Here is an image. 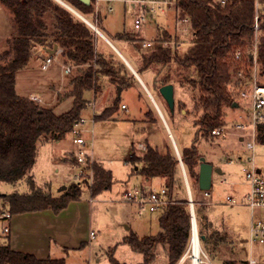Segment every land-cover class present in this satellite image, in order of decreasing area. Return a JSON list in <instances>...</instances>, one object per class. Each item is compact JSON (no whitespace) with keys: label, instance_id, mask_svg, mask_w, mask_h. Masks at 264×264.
<instances>
[{"label":"trees","instance_id":"1","mask_svg":"<svg viewBox=\"0 0 264 264\" xmlns=\"http://www.w3.org/2000/svg\"><path fill=\"white\" fill-rule=\"evenodd\" d=\"M1 1L12 13L13 31L6 39L8 47L0 51V60H5L0 63V181L16 184L28 178L30 187L29 191L0 193L1 205L12 214L47 209L58 213L71 200L81 197V183L88 184L89 179L71 183L59 195L38 186L31 175L37 143L42 138L59 140L71 133L81 122L83 111L90 103L86 93L92 92L98 99L108 85H113L109 103L94 115V119H116L121 98L118 86L124 89L139 80L118 52L90 24L58 0ZM63 1L96 24L110 39L127 45L125 54L140 74L147 70L153 72L151 90L169 121L173 120L174 112L161 94L160 87L180 83L196 91L194 108L201 112L194 119L198 130L193 144L179 148L187 177L191 180L198 232L200 236L205 235L200 239L206 253L220 264H249L247 257H220L221 245L231 241L228 234L213 226L204 212L206 205L195 197L197 182L199 188L196 166L205 157L196 141L200 136H210L213 129L225 123V107L236 108L233 106L235 102L240 105L238 92L230 88V83L234 74L250 63L249 55L256 37L257 59L264 75V0H226L225 3L220 0H176L177 8L191 18L193 29L190 44L183 50L176 41L173 42L172 33L165 26H158L155 38L165 44L146 49L139 45L143 38L138 33L122 30L113 36L107 34L97 23L95 0L90 4L81 0ZM257 16L258 32L254 27ZM56 44L63 49L59 54L63 62L78 70L70 80L68 92L59 96L72 97L71 107L61 113H57L53 106L18 94L16 90L17 72L28 65L33 48L41 46L48 51ZM239 49L245 52L240 60L235 57ZM236 86L241 87L239 84ZM149 113L147 110L145 116ZM257 141L264 145V124L258 126ZM126 161L131 166L129 175H140L148 181L155 177L164 178L169 201L160 210L161 229L158 233L140 236L131 231L123 242L143 254L144 259L138 264H151L159 247L164 249L165 264H177L191 242L192 211L174 144L168 140L160 149L146 139L145 152L140 155L132 152ZM84 167L93 171V195L111 188L114 182L111 169L95 160H88ZM0 260L2 264H65L64 258H40L33 253L13 249L9 243L0 248ZM109 264L121 263L111 257Z\"/></svg>","mask_w":264,"mask_h":264},{"label":"rangeland","instance_id":"2","mask_svg":"<svg viewBox=\"0 0 264 264\" xmlns=\"http://www.w3.org/2000/svg\"><path fill=\"white\" fill-rule=\"evenodd\" d=\"M104 3H107L106 6L108 3L111 4L113 10L107 11L103 7V10L97 13L95 9V17L98 25L107 34L122 30L138 33L141 38L151 40L153 42L151 48H154L165 44V42L155 40L158 26H165L172 33L173 42L178 41L180 50L186 49L190 44L193 37L192 26L188 33H176L178 12L176 4L166 8L164 12L152 13L146 10V20L142 28L137 30L134 27V20L143 13L138 2L134 4L132 0H112ZM11 17V11L0 0V51L8 47L6 39L13 31ZM118 45L123 46V43L119 42ZM122 48L127 54V45ZM40 52L42 56L38 55ZM45 55L43 47L33 48V56L28 65L17 72L16 90L20 95H39L42 99L38 101L40 104L53 106L57 113H61L71 107L72 97L59 98V96H65L68 92L70 80L78 73V70L76 68L66 73L60 65L64 77L63 81H60V66L59 70L54 67L56 64L50 69L41 67ZM4 61L0 60V63ZM258 72V82L264 84V75ZM151 74L149 70L145 72V79H148ZM52 80L59 81L60 85H49ZM148 87L151 90L149 85ZM104 94L95 99L92 92L86 93V98L90 100V103L83 111L85 122L80 126L84 129L82 134L87 141L86 150L94 152L98 158L94 160L113 171L114 182L111 188L95 195L92 194L93 171L86 169L84 167L86 164H80L75 158L73 159L80 148V145L74 142L73 132L67 133L59 140L42 138L37 143L36 161L31 171L38 186L59 195L65 190H61L64 185L68 187L73 182H84L86 178L81 180L75 178V174L82 169L90 175L89 183H81L83 188L81 197L71 200L58 213L47 209L46 211L13 214L11 233L6 238H0V244L9 243L13 249L33 253L42 258H64L65 264H109L111 257L116 258L121 264H138L143 261V254L134 251L123 242V239L131 231L137 232L140 236L158 233L161 229L160 210L151 212L144 209L142 213H139L137 205L126 199L124 192L141 187L143 184L148 188L160 190L165 185V179L155 177L148 181L140 175H129L131 166L126 158L132 152L143 154L146 149V139L152 146H158L160 149L168 140L172 142V139L156 106L141 83L124 88L116 119L95 121L94 114L101 111L99 104L102 103ZM196 94V91L187 85L175 84L176 105L173 120H168L160 106L178 147L194 143L198 130L194 119L201 114L194 108V95ZM153 95L155 97L154 93ZM238 100L240 101L239 98ZM123 103L128 106V110L123 107ZM182 103L185 106H180ZM245 107L244 101H240V105L236 108L225 107V123L219 127L227 129L226 137H214L211 133L208 137L200 136L196 141V145L206 160L213 161L215 166L220 165L224 176L229 180L227 184L220 183L222 176L214 172L211 198H206L203 192L199 191L198 182L194 188L195 197L201 204L206 205L204 212L212 220L213 226L228 234L230 238V243L222 244L220 247L222 259L225 257L249 258L251 253L248 242L251 210L242 201L237 204L227 201V194L239 198V194L230 189L232 186L241 191L247 188L242 166L238 163H230L231 158L237 160L239 156L247 153L245 142L239 139V135L244 132L235 126L241 120H247L245 115L248 109ZM147 110H150V113L145 116ZM256 153V162L264 169L263 144H257ZM196 170L199 171V165L196 166ZM193 181L195 183V180ZM232 182H238V184L232 185ZM29 190L28 178L16 184L0 181V193ZM0 207H2L1 201ZM263 212L264 210H258L256 214L259 216ZM90 228L96 232V236L91 241L88 239ZM201 246L204 249L202 242ZM190 247L191 242L184 253L185 259L182 264H192ZM252 253L258 259L257 264H264V258L262 259L264 244H255ZM208 256L210 260H206L203 264H220L209 254ZM182 258L177 264H180ZM166 261L164 249L159 247L158 254L151 264H164Z\"/></svg>","mask_w":264,"mask_h":264},{"label":"built area","instance_id":"3","mask_svg":"<svg viewBox=\"0 0 264 264\" xmlns=\"http://www.w3.org/2000/svg\"><path fill=\"white\" fill-rule=\"evenodd\" d=\"M112 0H95L94 6L99 13L103 10V2H111ZM128 1V0H124ZM134 4L136 2L139 3L143 13L135 18L134 27L137 30H140L146 20L145 12H155L162 11L164 12L166 8L176 4L175 0H132ZM222 3H225L226 0H220ZM150 3V6L146 4ZM107 11H112L113 7L111 4H108L106 7ZM92 23V22H91ZM191 18L182 10L178 9L177 19H176V33L184 34L188 33V30L191 28ZM256 32H258L259 21L258 16L256 17V21L254 24ZM255 44L252 53H250V63L248 65L240 68L235 74L232 82L230 83V88L233 90H237L238 98L240 101H244L246 107L248 109L245 118L247 120H241L236 123L235 126L238 129L243 130L244 133L239 135V138L242 142H245V147L247 149V153L244 156H239L237 160L231 158V163H238L242 166V170L245 174L246 180L250 185L249 192L245 195L244 200L242 202L246 204L251 210V223H250V243L251 246L255 244H264V212L257 216L258 210H264V170L262 167L258 166L256 162V146L257 141V132L258 126L264 124V84L258 82V71H260V66L257 59V50H258V39L256 37ZM139 45L143 48H151L153 46V42L151 40L142 39L139 42ZM176 44L179 45L178 41ZM45 50V49H44ZM63 49L59 48L54 54H50L47 50H45L46 55L43 56L42 68L49 69L51 64L56 61V56L62 53ZM243 52L239 49L236 52V59L240 60L243 57ZM64 72L69 73L71 71L72 66L70 64H66L61 62ZM236 84L241 85L240 88H237ZM32 99L36 101H42L40 96H32ZM123 107L126 108V104H123ZM243 119V118H242ZM85 122V118L83 117L81 122L73 129V133L75 134L74 142L80 145L78 150V154L75 156V159L80 164H86L88 160L94 161L93 153L88 152L85 148L87 141L83 136L82 132L84 131L82 125ZM227 129L225 127H218L212 130V135L214 137L224 138L227 135ZM90 175L86 173L83 169L80 170L75 178L77 180H81L83 178L89 179ZM206 198H211L212 189L201 190ZM124 197L132 202H134L138 207V212L142 213L144 209H147L151 212L161 210L162 206H164L169 200L167 197V188L164 185L160 190H154L152 188H147L144 186L135 187L134 189H129L124 192ZM227 201L231 204H237L241 200H238L236 197L232 195H227ZM193 197L190 198V204L192 205ZM13 218V214L5 208L0 207V238H6L11 233V220ZM96 236V232L90 228L88 239L91 241ZM200 238V236H199ZM4 244H0V248ZM202 247V246H201ZM191 249V247H190ZM192 251V250H191ZM190 256L192 257V263L195 260V255L193 251ZM185 257V255L183 256ZM264 256L262 257V259ZM197 259L199 260V264H203L206 260H210L206 251L201 248L200 254ZM249 264H257L258 259L252 255L248 259ZM0 264H2L0 260Z\"/></svg>","mask_w":264,"mask_h":264},{"label":"water","instance_id":"4","mask_svg":"<svg viewBox=\"0 0 264 264\" xmlns=\"http://www.w3.org/2000/svg\"><path fill=\"white\" fill-rule=\"evenodd\" d=\"M59 2H61L62 4L66 5L68 8H70L72 11H74L77 15H79L82 19H84L88 24H90V26H92V28L98 33L100 34L103 38H105L113 47L114 49L118 52V54L125 60V62L128 64V66L132 69V71L134 72V74L139 78V80L141 81V83L143 84V86L145 87V90L147 91L148 95L150 96V98L152 99L154 105L156 106L164 124L165 127L169 133L170 138L172 139V142L174 144L175 150L179 156L182 168H183V172H184V176L186 179V183H187V188H188V193H189V197L191 198L192 196V191H191V187H190V183L187 177V173L184 167V163L181 157V153L179 150V147L176 143V140L173 136V133L171 131V128L166 120V117L162 111V109L160 108L159 104L157 103L155 97L153 96V94L151 93L150 89L147 87V85L141 80L138 72L130 65V63L125 59V57L120 53V51L110 42V40L101 32V30L99 28H97L93 23H91L85 16H83L81 13H79L77 10H75L73 7H71L70 5H68L66 2H64L63 0H58ZM82 2L86 3V4H90L92 0H81ZM58 49V45L56 44L54 46V48L52 49H48V52L50 54H54ZM122 87L118 86V92L119 95L122 92ZM160 92L163 95V97L166 99V101L168 102V105L171 109L172 112L175 111V105H176V99H175V85L173 83H168L165 84L163 86L160 87ZM234 107H238L239 103L235 102L233 104ZM214 172L218 173V174H223V169L220 166H215L213 163L209 162L206 160L205 157L201 158V163L199 165V188L201 190H208L212 188L213 185V174ZM66 185H64L62 189H66ZM191 211H192V235L194 230H197V220H196V214H195V208H194V204L192 203L191 205ZM200 236V234H199ZM200 238H205V235H201Z\"/></svg>","mask_w":264,"mask_h":264},{"label":"crops","instance_id":"5","mask_svg":"<svg viewBox=\"0 0 264 264\" xmlns=\"http://www.w3.org/2000/svg\"><path fill=\"white\" fill-rule=\"evenodd\" d=\"M105 4H107V3H102V5H103V7H106V5ZM109 4V3H108ZM98 28V27H97ZM102 32V31H101ZM109 40H110V42L120 51V53L125 57V59L130 63V65L137 71V69L134 67V65L131 63V61L128 59V57L126 56V54H125V52L123 51V46L125 45L122 41H120V40H116V41H113L112 39H110L104 32H102ZM116 32H110V36H113L114 34H115ZM105 39V38H104ZM143 39H145V38H143ZM106 40V39H105ZM107 41V40H106ZM108 42V41H107ZM116 42H118V43H116ZM119 42L121 43H123V46H119L118 44H119ZM109 43V42H108ZM110 44V43H109ZM110 46H112L111 44H110ZM113 47V46H112ZM114 48V47H113ZM39 56H42V52H40L39 54H38ZM125 61V60H124ZM61 62H63L62 61V58L59 56V55H57L56 56V61H54L52 64H51V66H50V68L51 67H53L54 66V64H56L54 67L56 68V69H58L59 68V66L60 65H62L61 64ZM128 65V64H127ZM72 66V68H71V71H72V69H73V71L77 68V67H75V66H73V65H71ZM49 68V69H50ZM60 69H61V71H59L60 72V75H61V80L60 81H63V76H62V74H63V72H62V68H61V66H60ZM59 70V69H58ZM132 70V69H131ZM150 71V70H149ZM138 72V71H137ZM145 72L147 73L148 72V70L147 71H144L143 73H139L138 72V74H139V76H140V78H141V80L147 85V87H148V85L150 86V88L152 87V85H153V77H154V75H153V72H152V74L151 75H149V77H148V79H145V77H144V74H145ZM138 78V77H137ZM138 80H139V78H138ZM140 83H141V81L139 80V81H135L134 82V84L132 85V86H136L137 84L138 85H140ZM60 85V83H59V81H50L49 82V85ZM142 84V83H141ZM143 85V84H142ZM149 88V87H148ZM112 89H113V85H108L107 87H106V89H105V94H104V96H103V100H102V103H100L99 104V107H100V109L102 110L108 103H109V99H110V94H111V91H112ZM124 90V89H123ZM123 90H122V92H123ZM151 91V90H150ZM121 92V93H122ZM152 93V92H151ZM153 94V93H152ZM33 94H29L28 96H32ZM36 96H39V95H36ZM154 96V95H153ZM156 99V98H155ZM157 101V100H156ZM157 103H158V101H157ZM95 104H97L96 103V101H95ZM123 104H125V103H123ZM159 104V103H158ZM160 106V105H159ZM161 108V107H160ZM126 110H128V106H126V108H125ZM95 115V114H94ZM96 121V120H95ZM240 139V138H239ZM48 142V141H47ZM177 143V142H176ZM178 145V144H177ZM93 154H94V152H92ZM130 155H128V157H129ZM93 157L95 158V159H97L98 160V158L95 156V154L93 155ZM127 157V158H128ZM75 158V156L73 157V159ZM126 158V159H127ZM210 161V160H209ZM213 162V161H212ZM231 163V162H230ZM218 166H220V165H218ZM221 167V166H220ZM264 170V169H263ZM32 175V174H31ZM76 175V174H75ZM221 176H222V178H220V183H222V184H227V183H229V180H228V178L226 177V176H224V171H223V174H220ZM236 184H238V182H232V185H236ZM246 185H247V188L244 190V191H241L239 188H237V187H235V186H232L230 189H232L234 192H236L237 194H239L238 196H239V198H237L238 200H244V198H245V195L249 192V190H250V185H249V183H248V181L246 180ZM142 186H144V184L142 185ZM164 186V185H163ZM144 187H146V186H144ZM148 188V187H147ZM227 195H231V194H227ZM212 196H213V194H212ZM211 196V197H212ZM233 196V195H232ZM219 198V197H218ZM43 211H46V210H43ZM252 217V216H251ZM250 223H251V219H250ZM248 242H249V245H250V249H251V251L253 250V246H251V243H250V227H249V237H248ZM252 255H253V253H252ZM250 256H251V253H250ZM250 256H249V258H250ZM40 258H42V256H39ZM43 258H45V257H43ZM248 258V257H247ZM248 258V259H249ZM184 259H185V257H183L182 258V260H181V262H180V264H182L183 262H184ZM165 264V263H164Z\"/></svg>","mask_w":264,"mask_h":264},{"label":"bare ground","instance_id":"6","mask_svg":"<svg viewBox=\"0 0 264 264\" xmlns=\"http://www.w3.org/2000/svg\"><path fill=\"white\" fill-rule=\"evenodd\" d=\"M201 248H202L201 241L199 238V232H198V227H197V230H194L192 238H191V250L196 256L192 264H199V260L197 259V257L200 254Z\"/></svg>","mask_w":264,"mask_h":264}]
</instances>
